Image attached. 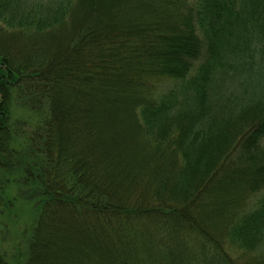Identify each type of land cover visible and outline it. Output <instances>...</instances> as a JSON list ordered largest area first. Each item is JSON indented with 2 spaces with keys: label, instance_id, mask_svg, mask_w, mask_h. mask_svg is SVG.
Wrapping results in <instances>:
<instances>
[{
  "label": "trees",
  "instance_id": "1",
  "mask_svg": "<svg viewBox=\"0 0 264 264\" xmlns=\"http://www.w3.org/2000/svg\"><path fill=\"white\" fill-rule=\"evenodd\" d=\"M20 164L24 264H264V0H0Z\"/></svg>",
  "mask_w": 264,
  "mask_h": 264
},
{
  "label": "rangeland",
  "instance_id": "2",
  "mask_svg": "<svg viewBox=\"0 0 264 264\" xmlns=\"http://www.w3.org/2000/svg\"><path fill=\"white\" fill-rule=\"evenodd\" d=\"M22 102L20 97L12 95L8 103L12 131L17 134L15 140L10 142L13 147L24 145L28 126L33 123L34 116H37ZM32 168L34 170L35 166ZM24 169L21 164L12 166L10 170L0 169L2 189L12 197L10 202L0 205V256L6 264H24L27 240L38 213L40 194L37 184L32 177L27 179Z\"/></svg>",
  "mask_w": 264,
  "mask_h": 264
}]
</instances>
